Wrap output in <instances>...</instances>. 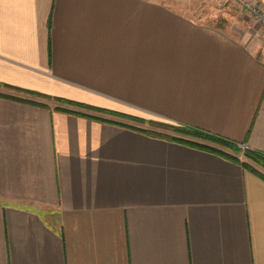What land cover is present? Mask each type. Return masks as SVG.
Listing matches in <instances>:
<instances>
[{
  "label": "crops",
  "instance_id": "1",
  "mask_svg": "<svg viewBox=\"0 0 264 264\" xmlns=\"http://www.w3.org/2000/svg\"><path fill=\"white\" fill-rule=\"evenodd\" d=\"M200 15L0 0V264H264V178L134 119L264 152V27Z\"/></svg>",
  "mask_w": 264,
  "mask_h": 264
},
{
  "label": "trees",
  "instance_id": "2",
  "mask_svg": "<svg viewBox=\"0 0 264 264\" xmlns=\"http://www.w3.org/2000/svg\"><path fill=\"white\" fill-rule=\"evenodd\" d=\"M4 86L10 89H14V90L29 94L31 97H39V98L46 100V103H39L37 101L27 100L29 102H32L38 105H44V106L49 107L50 106L49 102L51 101V102H55L61 105H77L80 107H85L87 109L106 112V110L98 109V108L88 106L82 103H78L72 100H68L65 98L54 97V96H50V95H46V94H42V93H38L34 91L11 87L8 85H4ZM55 109L61 110V111H71L61 106H56ZM118 115L125 116L127 118H134V117L126 116L123 114H118ZM134 119L141 121V122H148L150 125H152V127H154V129L161 128V129H165L169 131V132H161L159 130H153V129L145 130L147 132H150L153 135L185 142V143H188L194 146L204 148L206 150L219 153L233 161L239 162L246 169H249L255 172L256 174H258L259 176H261L262 178H264V152L254 150L249 147L244 150L241 147V144H244V143H239L229 138L219 136L216 134H212L204 130L193 128L190 126L178 125V124L175 125V124L156 122V121H148V120L139 119V118H134Z\"/></svg>",
  "mask_w": 264,
  "mask_h": 264
},
{
  "label": "rangeland",
  "instance_id": "3",
  "mask_svg": "<svg viewBox=\"0 0 264 264\" xmlns=\"http://www.w3.org/2000/svg\"><path fill=\"white\" fill-rule=\"evenodd\" d=\"M175 8L190 9L199 12L200 19L207 23L231 26L235 28L258 24L252 8L264 11V0H163ZM259 25V24H258ZM264 32V29H263ZM55 105V102H49ZM153 130L169 132L165 129H154L148 122H143Z\"/></svg>",
  "mask_w": 264,
  "mask_h": 264
},
{
  "label": "built area",
  "instance_id": "4",
  "mask_svg": "<svg viewBox=\"0 0 264 264\" xmlns=\"http://www.w3.org/2000/svg\"><path fill=\"white\" fill-rule=\"evenodd\" d=\"M252 12L256 17V21L264 27V11H262L260 8H252ZM241 147L244 150L248 148L246 144H241Z\"/></svg>",
  "mask_w": 264,
  "mask_h": 264
}]
</instances>
